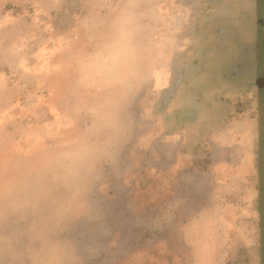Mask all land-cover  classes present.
Returning a JSON list of instances; mask_svg holds the SVG:
<instances>
[{
    "label": "rangeland",
    "instance_id": "1",
    "mask_svg": "<svg viewBox=\"0 0 264 264\" xmlns=\"http://www.w3.org/2000/svg\"><path fill=\"white\" fill-rule=\"evenodd\" d=\"M262 77L264 0H0V264H262ZM243 125L255 174L194 177L181 224L139 197L149 150L211 172Z\"/></svg>",
    "mask_w": 264,
    "mask_h": 264
},
{
    "label": "crops",
    "instance_id": "2",
    "mask_svg": "<svg viewBox=\"0 0 264 264\" xmlns=\"http://www.w3.org/2000/svg\"><path fill=\"white\" fill-rule=\"evenodd\" d=\"M248 130L246 131L243 125L242 129L237 131L240 136L238 142L230 144L228 137L227 141L223 143L224 147L217 148L222 153V156L226 157V160L218 164L216 163L215 166L218 165V167L214 168L211 172L193 168V155L190 150H185L184 142L169 141L167 145L170 144L171 147L168 151H162L164 146L162 149H156V151L154 149L149 150L153 155L154 165L150 169H146L145 175L140 177V182L146 185V188L150 191H140L139 197H154L155 193H151L152 185L154 182L157 183V186L160 189L162 188L163 196L155 195V198L161 200L163 197V199H166L165 202L157 204V207H162L163 217L165 216L168 222L172 220L173 223L177 221L178 224H181L184 219L181 210H187L182 209L181 206L190 197V189L194 177H246L249 174H255L257 172L256 167H258V161L254 152H252V144H250L254 138V128L250 129L248 127ZM229 134L228 136H230ZM261 149L262 145H259V156ZM260 171L261 169H259ZM147 181L149 182L147 183ZM137 183L138 177L128 174V209L131 212L136 205L137 195H139L136 187L133 189ZM178 190H182L183 192L176 193ZM144 194H147V196Z\"/></svg>",
    "mask_w": 264,
    "mask_h": 264
},
{
    "label": "clouds",
    "instance_id": "3",
    "mask_svg": "<svg viewBox=\"0 0 264 264\" xmlns=\"http://www.w3.org/2000/svg\"><path fill=\"white\" fill-rule=\"evenodd\" d=\"M71 205H61L60 208L53 209L50 211L48 216L38 215L33 222V228L35 229L36 237L42 239L45 232L49 230V224L56 222L58 219H62L71 213ZM47 245H44L42 242L41 251ZM32 264H56V261L53 259H34Z\"/></svg>",
    "mask_w": 264,
    "mask_h": 264
},
{
    "label": "trees",
    "instance_id": "4",
    "mask_svg": "<svg viewBox=\"0 0 264 264\" xmlns=\"http://www.w3.org/2000/svg\"><path fill=\"white\" fill-rule=\"evenodd\" d=\"M261 255H262V264H264V212L261 216Z\"/></svg>",
    "mask_w": 264,
    "mask_h": 264
},
{
    "label": "water",
    "instance_id": "5",
    "mask_svg": "<svg viewBox=\"0 0 264 264\" xmlns=\"http://www.w3.org/2000/svg\"><path fill=\"white\" fill-rule=\"evenodd\" d=\"M261 80H262V81H261V82H262V84H259V85H258V87H262V86L264 85V82H263L264 78L262 77V79H261Z\"/></svg>",
    "mask_w": 264,
    "mask_h": 264
},
{
    "label": "flooded vegetation",
    "instance_id": "6",
    "mask_svg": "<svg viewBox=\"0 0 264 264\" xmlns=\"http://www.w3.org/2000/svg\"><path fill=\"white\" fill-rule=\"evenodd\" d=\"M259 23H261V21H259Z\"/></svg>",
    "mask_w": 264,
    "mask_h": 264
}]
</instances>
